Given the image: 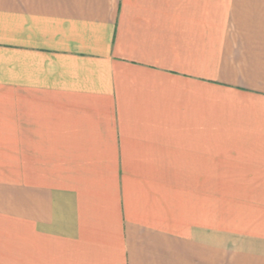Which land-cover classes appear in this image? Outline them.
I'll use <instances>...</instances> for the list:
<instances>
[{
    "label": "crops",
    "instance_id": "1",
    "mask_svg": "<svg viewBox=\"0 0 264 264\" xmlns=\"http://www.w3.org/2000/svg\"><path fill=\"white\" fill-rule=\"evenodd\" d=\"M0 264H264V0H0Z\"/></svg>",
    "mask_w": 264,
    "mask_h": 264
}]
</instances>
